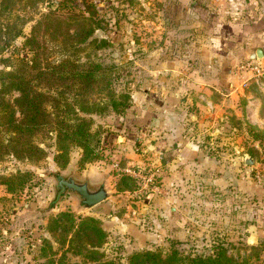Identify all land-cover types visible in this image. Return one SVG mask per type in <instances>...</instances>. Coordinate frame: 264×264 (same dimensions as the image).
<instances>
[{
    "label": "rangeland",
    "instance_id": "rangeland-1",
    "mask_svg": "<svg viewBox=\"0 0 264 264\" xmlns=\"http://www.w3.org/2000/svg\"><path fill=\"white\" fill-rule=\"evenodd\" d=\"M86 2L97 6L92 19H103L105 23L85 41L76 42L71 36L77 27H68V23L75 15L89 16L92 12L82 0H0V102L11 104L14 117H19L14 102L19 93L7 87L10 72L34 69V66L56 69L63 61L116 65L124 72L116 84L117 90L130 89L132 104L135 100L132 96H137L142 107L138 108L137 115L139 129L127 139L129 142L121 145V129L113 124L116 117L121 120L122 116L93 115V128L102 129V156L82 163L80 148L72 146L68 163L62 166L54 159L55 131L51 126L30 137L31 144L44 149V157L38 158L32 152L16 153L15 146L9 142L14 133L7 127L0 103V252L6 257L0 259L1 263L61 264V260L62 264H93L67 250L66 244L59 243L47 231L51 216L68 211L73 214L74 223L83 216L100 220L106 232L100 250L105 258L119 264H126L132 253L145 250L165 256L177 249L182 256L209 257L219 244L227 255L242 264H264V121L242 124L248 136L240 133L241 127L234 126L231 140L227 138L215 153L218 164L227 163L232 168L233 180L240 182L232 181L230 194L227 193L231 198L223 193L220 201L214 202L212 197L195 201L193 198L203 191L219 194L212 191L213 181L206 177L197 183L189 178L183 194L174 175L169 182L165 179L163 162L154 154L157 148H163V111L167 114L172 101L187 103L186 113L200 111L194 98L205 104L206 98L215 87L219 89V83L226 77L221 69L223 57L218 54L221 51L213 40L214 26L208 19L207 1ZM101 40H106L103 46H99ZM235 63L230 64L234 70L238 65ZM237 75L239 81L246 76ZM48 84L52 83L46 79L38 81V90L52 93L54 89H48ZM247 86L261 99L258 114L264 118V78L248 79ZM169 94L173 95L170 99L166 97ZM183 96L189 100H181ZM46 108L51 111L48 104ZM135 113L130 110L127 114ZM248 129L259 130L263 137L255 140ZM145 137L150 149L143 143ZM227 140L231 151L223 149L227 147ZM133 171L141 176L134 175ZM122 172L135 178L136 189L117 188ZM57 174L72 175L78 181L87 179L91 187L105 181L109 195L84 209L78 195L70 191L66 190L56 199ZM150 176H153L152 182L147 181ZM223 189H229L228 185ZM236 194L243 196L235 197ZM182 195L188 198L185 204L193 206L200 215L193 217L191 212L186 217L179 211H176L178 215L173 214ZM41 248L46 250L45 255Z\"/></svg>",
    "mask_w": 264,
    "mask_h": 264
},
{
    "label": "trees",
    "instance_id": "trees-1",
    "mask_svg": "<svg viewBox=\"0 0 264 264\" xmlns=\"http://www.w3.org/2000/svg\"><path fill=\"white\" fill-rule=\"evenodd\" d=\"M82 1L85 8L88 10L89 7L92 12L89 16L75 15L71 23H68V27H77L75 34L71 36V40L76 42L85 41L95 29L103 28L102 22L105 23L103 19L100 21L92 19L93 13L97 11V6L93 2ZM105 42L106 40H101L99 46H103ZM34 67V69L8 73L7 87L19 93L14 99L19 117H14L15 110L11 104L3 100L0 102L4 108L7 127L14 133L9 142L13 147L15 146L16 153L32 152L38 158L44 157V149L31 144L30 137L51 126L55 131L54 159L57 164L64 166L68 163L72 146L80 148L82 163L100 159L103 151L102 129L99 126L93 128V115L102 117L113 113L122 116L121 120L116 117L113 124L120 127V135L130 139L131 135L137 134L139 109L131 102L130 89L118 91L116 87L121 75L124 74L121 66L63 61L56 69L52 67L54 69L44 70ZM42 79L52 83L46 85L48 89H54L51 90L52 93L38 90L37 82ZM47 104L51 107V111L47 110ZM130 110L136 113L132 116L127 114ZM248 131L255 140L260 136L263 137L262 132L257 129H248ZM134 179L133 176L122 172L117 188L136 189ZM173 214L178 215L175 211ZM73 218L70 212L60 211L48 219L47 231L59 243L66 244L67 250L85 257L88 262L119 264L105 258L104 252L100 250L106 239V232L100 220L92 216H83L80 217L79 222L74 223ZM178 241L182 242V240ZM44 242L50 247L48 240L45 239ZM214 247H216L215 252L209 257L182 256L177 249L171 250L165 256L148 250L138 251L128 256L126 264H242L227 255L222 245ZM45 251L42 249L43 255L46 254ZM62 260H65L64 257ZM60 262L62 264L61 260ZM243 262L245 263L244 260ZM66 264L76 263L66 262Z\"/></svg>",
    "mask_w": 264,
    "mask_h": 264
},
{
    "label": "crops",
    "instance_id": "crops-1",
    "mask_svg": "<svg viewBox=\"0 0 264 264\" xmlns=\"http://www.w3.org/2000/svg\"><path fill=\"white\" fill-rule=\"evenodd\" d=\"M206 1L207 7H209L208 19L214 26L213 40L216 47L221 51L218 54L223 57L224 63H222L221 69L226 77L219 83V89L215 87L211 95L206 98L205 104H203L204 102H196L194 98L195 105L199 106L200 111L196 112L194 109L186 113L185 106L187 103L172 101L171 104L174 106L168 108L167 114L166 111H163V148L160 146L153 153L158 155L155 158L163 162L165 179L168 181L174 175L176 185L180 184V190L183 194H185L184 189H186L185 182L189 178H193L192 180L197 183H201L199 181L205 180L206 177L213 181L214 190L212 191H218L219 194L209 195L203 191L193 199L201 201L204 200L203 198L212 197V200L216 202L221 200L220 197L223 193L227 195L229 192L230 194L232 181L234 183L237 181V184L240 183L239 180H233L232 168L227 167V163L219 165L216 161L215 153L218 147H221L219 145L221 143L225 145L227 138L229 141L231 140V135L236 130L234 126L241 127L240 133L248 136L244 127L242 128V124L244 125L246 121L251 123L264 121V118L258 114L261 99L249 91L244 77H241V81L237 79L240 76L234 70V65L230 66L235 62L238 64L239 61L246 58L259 59L264 64V0ZM132 97L135 99L133 104L135 103V106L142 108L137 102V96ZM166 97H173V95L169 94ZM185 98L189 100L184 96L181 100ZM219 121L222 123L216 125ZM186 127L187 131L183 132ZM220 138L223 140L219 141ZM119 139L121 145H124V141L129 142L127 137L120 134ZM143 140V143L149 148L150 146L146 144L147 137ZM229 141L226 144L227 147L223 148L227 151L232 149V146H229L231 145ZM236 147L233 146V148ZM227 185L229 189H223ZM241 196L243 195H235V197ZM227 197L231 198V195H227ZM176 200L177 202L180 200L179 196L176 197ZM186 201L188 198H183L182 195L179 204L176 205L175 212L179 211L180 215L186 217L190 216L191 212L194 214L193 217H197L196 214L200 215V212L197 213L193 206L185 204ZM197 208L200 209L201 207L197 206ZM11 251L14 252L12 249ZM4 258L6 257L0 252V259ZM1 262L0 260V264H3Z\"/></svg>",
    "mask_w": 264,
    "mask_h": 264
},
{
    "label": "water",
    "instance_id": "water-1",
    "mask_svg": "<svg viewBox=\"0 0 264 264\" xmlns=\"http://www.w3.org/2000/svg\"><path fill=\"white\" fill-rule=\"evenodd\" d=\"M246 162L251 164L248 162V159H246ZM55 178L57 188L56 199L66 190L70 191L71 193L78 195L82 209L101 202L109 195L105 181L100 182L95 187H91L87 179L78 181L72 175L64 177L57 174Z\"/></svg>",
    "mask_w": 264,
    "mask_h": 264
},
{
    "label": "built area",
    "instance_id": "built-area-1",
    "mask_svg": "<svg viewBox=\"0 0 264 264\" xmlns=\"http://www.w3.org/2000/svg\"><path fill=\"white\" fill-rule=\"evenodd\" d=\"M236 72L246 75L244 81L254 78L256 80L264 78V64L259 59L246 58L239 61L236 66ZM134 175L141 176L138 172H132ZM138 173V174H137ZM153 176L147 178V181L152 182Z\"/></svg>",
    "mask_w": 264,
    "mask_h": 264
}]
</instances>
